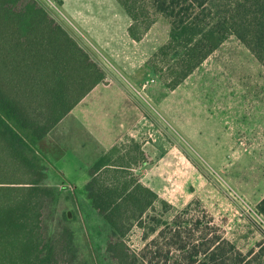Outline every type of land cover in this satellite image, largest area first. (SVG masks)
<instances>
[{"label":"rangeland","instance_id":"rangeland-1","mask_svg":"<svg viewBox=\"0 0 264 264\" xmlns=\"http://www.w3.org/2000/svg\"><path fill=\"white\" fill-rule=\"evenodd\" d=\"M39 1L90 52L107 80L40 142L48 157L43 184L54 190L44 209L46 235L71 228L76 264H111L110 231L85 186L93 163L134 136L154 157L137 172L171 204L165 209L159 201L150 214L170 222L179 214L197 236L204 230L224 235L244 252L254 249L264 264L258 208L264 197V65L249 46L230 35L171 89L149 63L169 38L168 18L157 15L137 40L119 0ZM229 1L215 4L224 10ZM145 234L136 225L128 236L131 247L140 251L156 235Z\"/></svg>","mask_w":264,"mask_h":264},{"label":"trees","instance_id":"trees-1","mask_svg":"<svg viewBox=\"0 0 264 264\" xmlns=\"http://www.w3.org/2000/svg\"><path fill=\"white\" fill-rule=\"evenodd\" d=\"M119 1L137 40L157 15L168 18L169 38L149 63L171 89L232 34L264 65V0H230L224 10L216 0ZM106 81L90 52L39 0H0V264H76L74 231L45 233L44 209L54 190L43 184L48 157L40 142ZM153 162L143 142L130 136L89 169L85 189L110 231L111 264H263L254 249L244 252L224 235L204 230L197 236L179 214L171 222L150 214L159 201L171 205L136 170ZM258 208L264 214V197ZM136 225L147 238L156 233L140 251L128 242Z\"/></svg>","mask_w":264,"mask_h":264}]
</instances>
